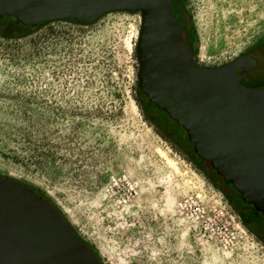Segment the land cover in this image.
Masks as SVG:
<instances>
[{
  "label": "rangeland",
  "instance_id": "obj_1",
  "mask_svg": "<svg viewBox=\"0 0 264 264\" xmlns=\"http://www.w3.org/2000/svg\"><path fill=\"white\" fill-rule=\"evenodd\" d=\"M181 1L198 64H226L264 40V0ZM139 23L138 12L112 11L0 37V175L40 189L104 264H264V243L220 179L134 100Z\"/></svg>",
  "mask_w": 264,
  "mask_h": 264
},
{
  "label": "water",
  "instance_id": "obj_2",
  "mask_svg": "<svg viewBox=\"0 0 264 264\" xmlns=\"http://www.w3.org/2000/svg\"><path fill=\"white\" fill-rule=\"evenodd\" d=\"M178 0H0V17L22 25L87 23L135 11L136 84L182 127L199 157L264 213V83L237 74L240 56L208 67L192 59L172 11ZM0 264H103L45 198L0 175Z\"/></svg>",
  "mask_w": 264,
  "mask_h": 264
},
{
  "label": "flooded vegetation",
  "instance_id": "obj_3",
  "mask_svg": "<svg viewBox=\"0 0 264 264\" xmlns=\"http://www.w3.org/2000/svg\"><path fill=\"white\" fill-rule=\"evenodd\" d=\"M10 31V30H9ZM8 31V32H9ZM181 32H182V38L185 42V44L189 47L190 53L192 55L194 51L193 47V41L190 39V34L189 30L187 27H181ZM240 56L241 61H239L238 64H242V68H236L234 71L237 74H243L247 78L251 80H255L257 82H263L264 83V40L258 42L257 44L253 45L246 51H244L242 54L237 55L236 57ZM193 59V56H192ZM194 60V59H193ZM233 60V59H232ZM197 63V62H196ZM140 91V90H139ZM141 92V91H140ZM143 95L145 103L148 102L149 104V109L151 110H157V112H161L165 115L166 120H168V124L175 126L182 132V138H180V141L176 140L174 135L172 134V131L167 132L164 130V122L160 123L156 117H154L152 114L148 113L151 122L156 126L158 130H160L168 139H170L177 147L181 149V151L184 152V154L190 158V160L198 166L200 170H202L204 173L210 174L211 176H214L216 178H219V176L215 173V171L209 166L208 162L202 159L197 155V153L193 150L192 143L187 140L186 133L184 129L180 126H178L173 119H171L163 110L160 108H157L152 102H150L145 94L141 92ZM159 123H158V122ZM167 123V122H166ZM163 125V126H162ZM183 135L185 136L183 138ZM220 179V178H219ZM221 183V188L223 192L226 194L229 193L230 196H227L229 199L230 198H238L239 202L238 205H236L233 200L232 202L234 203V206L236 210L239 212V214L242 216V218L245 220L249 228L253 231V233L257 234L260 237V241L264 243V227L262 228V225L264 223L260 224V219L257 221L253 220V216H256V218H259L258 214L261 216H264V213L259 212L255 210L252 205L243 202L237 191L229 184V182H223L222 179H220ZM249 213H252L251 217H249ZM260 232V234L258 233Z\"/></svg>",
  "mask_w": 264,
  "mask_h": 264
},
{
  "label": "trees",
  "instance_id": "obj_4",
  "mask_svg": "<svg viewBox=\"0 0 264 264\" xmlns=\"http://www.w3.org/2000/svg\"><path fill=\"white\" fill-rule=\"evenodd\" d=\"M179 1V3H180V6H181V8H182V10H181V14H182V18H183V25L182 26H180L179 24V27H180V29H181V27H187V29L189 30V36H190V39H192V36H191V34H192V29H191V26H190V24H189V22H188V16L185 14V11H184V9H183V5L181 4V0H178ZM122 11H125V12H135V11H126V10H122ZM102 15V14H101ZM100 15V16H101ZM100 16H98L97 18H99ZM4 17L5 16H3V17H0V37L1 38H3V39H5V40H16V39H18V38H21V37H23V36H26V35H28L29 33H31L32 31L30 30V29H35L36 27H38V26H40L41 24H45V23H49L50 21H42V22H39L37 25H35V26H31V25H22L21 23H19V22H17L15 19H14V17H12V16H9V19H7V18H5L4 19ZM96 18V19H97ZM175 18L177 19V21H178V17L177 16H175ZM96 19H94V20H96ZM93 20V21H94ZM61 21H69V22H71V23H74V24H79V25H87V24H89V23H91V22H93V21H90V22H87V23H76V22H74L73 20H71V19H63V20H61ZM178 23H179V21H178ZM19 26V29H21V31L20 32H17V31H15V30H17L16 29V27H18ZM27 27V28H26ZM10 30V31H9ZM9 31V32H8ZM192 56H193V53H192ZM137 93H138V95H140L141 96V99H140V97L138 96V95H134V100L137 102V104L139 105V108L141 109V112L142 113H144V114H147L148 115V113H150L149 112V103L148 102H146L145 103V101H144V98H143V95L141 94V92L139 91V89L137 88ZM143 99V100H142ZM197 168H198V166H197ZM199 169V168H198ZM202 172V171H201ZM220 179H222L221 177H219ZM12 179H14V178H12ZM14 180H16V179H14ZM223 180V179H222ZM223 182H228V181H226V180H223ZM230 184V183H229ZM27 186L28 187H30L32 190H33V192H35V193H37L38 195H40V196H42L43 198H45L46 200H47V202H49L55 209H56V211H57V213L64 219V221L70 226V228L73 230V232L75 233V235H77L83 242H84V244L88 247V248H90L92 251H93V253H94V255L103 263V261L101 260V258L99 257V255L96 253V251H94L91 247H90V245L84 240V239H82L75 231H74V229L72 228V226L70 225V223L68 222V220L64 217V215H63V213L58 209V207L51 201V199L47 196V195H45L40 189H38V188H36V187H34L33 185H30V184H27ZM216 189L220 192V194L224 197V199L228 202V204L230 205V207H232V209L235 211V213L237 214V216H238V218H239V221L242 223V225L246 228V229H248L251 233H253V231L249 228V226L247 225V223L245 222V220L242 218V216L239 214V212L236 210V208H235V206H234V203L232 202V200L231 199H229L228 197H227V195L223 192V190H222V188H221V186L219 187H216ZM249 215V217H251L252 215H254V214H252V213H249L248 214ZM253 218V220L254 221H257V220H259V218H256V216H253L252 217ZM104 264V263H103Z\"/></svg>",
  "mask_w": 264,
  "mask_h": 264
}]
</instances>
